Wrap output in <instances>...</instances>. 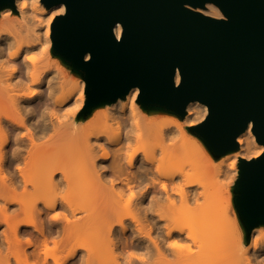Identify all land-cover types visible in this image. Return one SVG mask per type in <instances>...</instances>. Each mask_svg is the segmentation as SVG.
Returning a JSON list of instances; mask_svg holds the SVG:
<instances>
[{"label": "bare ground", "instance_id": "6f19581e", "mask_svg": "<svg viewBox=\"0 0 264 264\" xmlns=\"http://www.w3.org/2000/svg\"><path fill=\"white\" fill-rule=\"evenodd\" d=\"M15 4L17 13L7 7L0 17V257L8 250L0 264H66L80 251V264H261L264 226L247 239L227 208L197 210L200 198L212 196L211 176L234 183L240 158L264 151L252 124L238 136L239 149L215 162L184 124L207 116L199 101L188 104L184 119L163 121L142 108L134 87L79 119L86 83L77 89L64 68L50 66L51 26L65 5ZM199 10L223 16L213 3ZM37 87L46 90L37 94Z\"/></svg>", "mask_w": 264, "mask_h": 264}, {"label": "water", "instance_id": "95a60500", "mask_svg": "<svg viewBox=\"0 0 264 264\" xmlns=\"http://www.w3.org/2000/svg\"><path fill=\"white\" fill-rule=\"evenodd\" d=\"M15 1L0 0V13H17ZM42 2L65 5L52 22L51 52L85 80L84 119L138 87L148 113L183 119L190 102L206 104L207 116L188 130L215 159L239 149L250 123L264 145V0ZM208 3L223 16L199 10ZM238 167L232 200L250 239L264 226V151Z\"/></svg>", "mask_w": 264, "mask_h": 264}, {"label": "rangeland", "instance_id": "374dc122", "mask_svg": "<svg viewBox=\"0 0 264 264\" xmlns=\"http://www.w3.org/2000/svg\"><path fill=\"white\" fill-rule=\"evenodd\" d=\"M2 16V14L0 13V17ZM50 56H51V63H52V65H50L51 66V68H56V66H61L62 68H64V70L66 71L65 73L67 74V76H68V78H69V80H71L72 81V83H74L75 84V86H77V89H79L80 87H81V82L83 81V82H85V80L81 77V76H79V75H76V74H74L72 71H71V69L68 67V66H66L65 64H63L61 61H60V59L59 58H57V57H55L53 54H52V52L50 53ZM24 58H23V56H19L17 59H16V62L18 63V66H19V70L20 71H22V73H23V60ZM56 65V66H55ZM65 73H63V74H65ZM76 88V87H75ZM42 89H44V91L46 90V88L45 87H42ZM41 88H38L37 87V90H36V93L38 94V92L40 91V90H42ZM77 89H76V91H77ZM84 94H85V91H84ZM85 96H86V94H85ZM40 99L41 98H38V99H36L35 101H34V104H39L40 103ZM72 101H73V99L70 101V104L72 103ZM84 105H85V103H84ZM84 105H83V107L78 111V113H77V117L79 118V119H83V120H88L89 119V117H85V119H84V117L82 116V110H83V108H84ZM147 111V110H146ZM62 112H64V110H62ZM62 112H61V110L59 111V113H61L62 114ZM149 115L150 116H161L160 117V119H163V121H164V119H165V117H164V115L165 114H152V113H149ZM167 115V114H166ZM170 115V114H169ZM86 118H88V119H86ZM182 119V118H181ZM184 119V118H183ZM32 122H34V121H32ZM185 124V126H186V130L188 131V133L191 135V137L194 139V140H197V141H199L200 143H202V140L200 139V138H198L197 136H195V135H193L189 130H188V127L189 126H193V125H188L187 123H184ZM197 124V123H196ZM196 124H194V125H196ZM151 142H153V141H151ZM137 144V143H136ZM156 144V143H155ZM154 144V145H155ZM135 146H137V145H135ZM153 146V145H152ZM156 146V145H155ZM184 156V155H183ZM183 156H181V158H179V162H181V165H182V163H184L183 164V166L182 167H190L189 165L191 164L189 161H188V157L186 158V157H183ZM186 156V155H185ZM161 157V156H160ZM221 158V157H220ZM220 158H218V159H215L214 158V160H215V162H218L219 160H220ZM176 159V158H175ZM178 160V159H177ZM198 159H196V161H197ZM174 161H176V160H174ZM192 161H193V159H192ZM197 162H201V161H197ZM177 163H178V161H177ZM190 163V164H189ZM194 163V162H193ZM186 164H188V165H186ZM188 167L186 168V169H188ZM192 167V166H191ZM196 177V176H195ZM194 177V178H195ZM210 178H211V180H210ZM208 180H210V181H207L208 182V188L207 189H209V192H210V194H208V195H212L211 197H210V199H209V201H206L204 198H200L199 199V202H201L200 204L201 205H197L198 206V211H199V213H201L202 211H204L205 209H215V208H217V207H221L222 209H226L227 208V212H228V219H230V220H232V221H238V224H239V227H240V229L242 230V232H243V229H242V227H241V225H240V223H239V220H238V216H237V213H236V210H235V207H234V204H233V200H232V198L229 200V201H227L226 199H225V197H226V191L228 190H230V192H231V194H232V185L234 184L233 183V179H229V180H225V179H215L214 178V175L213 176H211ZM215 179V180H214ZM212 181V182H211ZM216 181V182H215ZM234 181H236V179H234ZM210 184V185H209ZM212 185V186H211ZM196 188H198V189H202V188H199V185H198V187L196 186ZM199 190V191H200ZM225 199V200H224ZM202 200H203V202H205V203H202ZM198 202V201H197ZM207 202V203H206ZM223 203H225L224 204V207H223ZM180 206H182V205H180ZM205 206V207H204ZM227 206V207H226ZM185 207V206H184ZM184 207H180L181 208V210L183 211L185 208ZM191 207V206H190ZM192 207H193V209H195V211L197 212V210H196V205H192ZM191 209V208H190ZM192 209V210H193ZM203 209V210H202ZM186 210V209H185ZM184 210V211H185ZM189 210V209H188ZM194 211V210H193ZM207 211V210H206ZM195 213V212H194ZM198 213V212H197ZM197 213H195V214H197ZM4 223L3 222H1L0 221V236H1V239H2V241L4 240V235H3V232H1V231H3L4 229H5V224L3 225ZM4 227V228H3ZM1 242V241H0ZM5 242V241H4ZM6 244V243H5ZM193 244H191L190 246H192ZM1 246V245H0ZM2 246H4V245H2ZM196 246V245H195ZM195 246H193V249L195 250ZM6 248H2V250L4 251H2V254H1V259H0V261L3 259V257L5 256V254H7L8 253V250L6 249ZM14 250H12V252H13ZM68 251L66 250V252L64 251V252H59V253H61L60 254V256L58 257L60 260H65L66 259V254H68L67 253ZM82 254V252L80 251V253L78 254V256L75 258V259H71V261H67L66 262V264H80L81 263V260H80V255ZM116 254H118V253H116ZM4 255V256H3ZM59 255V254H58ZM119 255V254H118ZM3 256V257H2ZM119 257V256H118ZM119 259H120V261L122 260L121 259V255H120V257H119ZM74 260V261H73ZM77 260V261H76ZM38 261V262H37ZM49 261L51 262V263H48V264H55V260L53 259H49ZM76 261V262H75ZM262 262H261V264H264V258L261 260ZM29 262V264H42V261H40L39 262V260L38 259H33V258H30V260L28 261ZM27 262V263H28ZM80 262V263H79ZM121 263V262H120ZM134 264H135V262H134ZM136 264H139V263H136Z\"/></svg>", "mask_w": 264, "mask_h": 264}]
</instances>
